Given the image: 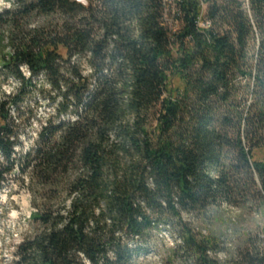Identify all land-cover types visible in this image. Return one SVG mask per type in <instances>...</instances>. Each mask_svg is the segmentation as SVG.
<instances>
[{
	"label": "trees",
	"instance_id": "1",
	"mask_svg": "<svg viewBox=\"0 0 264 264\" xmlns=\"http://www.w3.org/2000/svg\"><path fill=\"white\" fill-rule=\"evenodd\" d=\"M97 2H31L28 12L60 11L74 23L55 36L10 35L13 50L2 56L23 87H37L23 65L45 77L59 115L17 161L40 229L14 264H134L119 229L146 240L170 217L181 245L169 264L181 247L194 264H264V228L224 260L209 254L220 246L214 231L203 235L181 214L206 221L256 189L264 220V161L254 159L264 148V0H177L171 20L166 0ZM21 93L0 100V186L17 141L6 107L19 106Z\"/></svg>",
	"mask_w": 264,
	"mask_h": 264
},
{
	"label": "rangeland",
	"instance_id": "2",
	"mask_svg": "<svg viewBox=\"0 0 264 264\" xmlns=\"http://www.w3.org/2000/svg\"><path fill=\"white\" fill-rule=\"evenodd\" d=\"M35 1L26 0L25 3H20L19 0H0V14H4L0 20V34L5 37L3 43L5 46L9 43L10 35L20 39L24 32L40 28L44 33L55 36L74 23L69 15L60 11L51 14L41 10L28 12L27 5ZM166 1L170 7L166 17L171 20L177 10V0ZM83 2L92 4L94 8L98 5L97 0H83ZM179 24L180 22L175 23L174 30ZM12 50L11 45L7 46L2 54V44H0V100H5L9 94L13 96L22 91L20 96L22 102L19 106L9 103L6 107L10 114L7 124L14 132L11 139L15 138L17 141L11 154V158L15 160L14 167L11 172L5 174L6 178L0 186V264H14L18 261V247L40 229L39 224L30 217L31 213L37 209L33 204L34 195L29 189L28 169L22 172L17 161L38 145L42 127L46 121L54 117L55 123L59 119L56 103L47 98L52 91L45 77L39 75L33 79L28 68L23 65L20 68L22 74L27 79L31 78V82L37 85L34 87L25 84L23 87L11 70L1 67L2 56ZM73 60L75 58H72L71 62ZM83 71L89 73L88 65L84 64ZM177 82V79L174 80L175 85ZM51 95H54V92ZM254 151V159L264 161V148ZM6 163V159L0 152V164L4 166ZM258 203V192L255 189L236 202L224 201L212 208L206 221L201 219L200 212L189 213L183 210L181 214L185 221L190 222L193 228L203 235L209 236L214 231L220 246L217 251L209 252V254L225 260L227 250L236 251L248 234L263 238L264 220ZM118 234L123 236L132 248L134 264H169L167 257L170 250L181 245L180 232L176 229L175 220L172 217L165 222L152 225L146 240L137 236L128 237L121 228ZM172 260L175 264H194L190 253L182 247L177 250ZM83 263L90 264L85 258Z\"/></svg>",
	"mask_w": 264,
	"mask_h": 264
}]
</instances>
